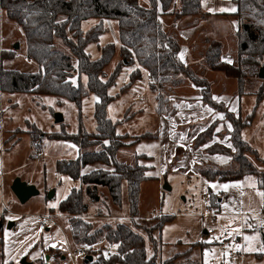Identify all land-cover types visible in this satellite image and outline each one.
<instances>
[{"label":"rangeland","instance_id":"374dc122","mask_svg":"<svg viewBox=\"0 0 264 264\" xmlns=\"http://www.w3.org/2000/svg\"><path fill=\"white\" fill-rule=\"evenodd\" d=\"M139 2L146 7L151 6L149 0ZM173 9L175 5L171 8ZM161 17H164L163 29L168 34L178 36L184 44L173 25L180 19L175 15ZM184 17L190 18L185 25L191 26L193 23H200L203 14L181 18ZM236 17L238 29L223 41L218 39L222 44V59L234 65L239 63L237 33L240 29V17ZM104 23L106 32L86 48L92 59L101 57V49L107 43L119 42L117 21L105 19ZM95 24L96 18H90L83 22V29L87 30ZM202 27V32L200 30L201 33L194 42L195 46L186 49V54L189 53L187 61H184L181 54L182 44L179 57L188 67L190 77L180 84H169L163 89L157 86V90L152 91L150 78L143 71L142 79L126 87L130 83V73L138 64L122 66L116 82L108 90L110 95L117 96L108 106V115L117 123L120 133L128 134L127 141L144 133H148L151 138H141L136 143L121 148L118 157L135 164L137 154H148L150 157L141 159L140 163H160L159 174L158 169L148 172L159 176V179L151 177L142 183L140 218L137 220L142 221L147 217L153 219V215L158 213L172 216L163 227V247L158 256L159 262L180 253L181 257L176 264H264V184L259 186L255 175L238 180L210 179L202 175L198 168L204 165L216 164L231 168L236 164L227 155L208 153V145L194 147L197 136L217 119L219 121L215 123L211 143L223 144L235 152L229 133L232 125L225 112L214 110L202 100L205 93L202 90L206 88L214 100L221 102L243 121L251 118V113L254 114L252 123L243 128L242 137L258 151L260 156L252 153L248 156L260 171H264V78L259 73L250 75L240 85L236 77L211 69L205 61V54L208 41L213 37L210 36L209 25ZM16 44H19V48H15ZM120 61L122 62V58L117 52L106 68L107 78ZM1 68L19 69L27 73L39 71L38 63L26 53L22 27L10 19L0 5ZM78 75L75 72L73 79L76 80ZM82 81L87 85L86 74H82ZM163 93L169 97L168 113L160 109ZM260 95H263V99L258 101ZM97 101L98 97L94 93L86 96L79 107L69 99L54 95L0 92V210H20L25 214L47 211L58 215L60 202L67 198L73 188H79L81 182L68 174L57 172L56 164L62 158H75L77 147L71 142L46 139L44 149L35 157L36 162L29 157L32 152L29 134L18 133V130L34 132L39 129L41 132L52 133L65 129L69 133H76L81 127L87 132H95L94 111ZM56 113L63 115V124L55 122ZM8 138L10 142L4 144ZM100 166L104 165H91L88 170ZM25 177L33 181L29 184L39 190V193L23 203L14 193L12 185L17 179L25 181L22 179ZM165 185H169L171 189L164 188ZM85 198L90 207L88 219L94 221L95 226L118 219L129 222L126 185L123 206L116 204L108 188L101 185L98 186V201L92 200L87 194ZM205 198L209 204L204 203ZM207 213H216V216L212 219ZM56 219L62 224L61 216L58 215ZM3 220L6 226L8 219ZM67 226L69 244L75 248L78 243L71 236L69 222ZM65 229L63 225H51L50 230L43 232V241L61 240ZM106 240L109 241L106 238L102 241ZM1 244L0 239V264L3 259ZM45 259L46 257L43 264H47ZM26 261L30 263L28 259ZM59 261L60 263L52 264H73L70 257ZM80 263L84 264L83 260ZM31 264L41 263L34 261Z\"/></svg>","mask_w":264,"mask_h":264},{"label":"trees","instance_id":"16d2710c","mask_svg":"<svg viewBox=\"0 0 264 264\" xmlns=\"http://www.w3.org/2000/svg\"><path fill=\"white\" fill-rule=\"evenodd\" d=\"M149 1L150 7L143 6L139 0H0L8 17L16 21L25 33L27 55L39 65L37 73L1 68L0 92L54 95L69 99L79 107L90 93L98 97L94 111L95 132H87L81 127L76 133H69L65 129L52 133L41 132L39 129L34 132L18 130V133H28L31 138V159H35L44 149L46 139L71 142L77 147L75 158H62L56 164L57 172L68 174L81 182L79 188H73L67 198L60 202L59 210L69 216L70 232L76 244L94 243L106 238L119 243L122 253L121 256L111 257L100 255L94 264H176L181 257L177 253L158 261L163 247V227L172 219L171 215H159L153 219L147 217L137 221L140 218L142 183L151 177L156 178L148 173L154 169L153 165L140 163L141 159L149 156L138 154L135 164L118 157L121 148L134 144L141 138H151L150 135L144 133L127 141L128 134L118 133L117 123L108 115L109 104L117 98L110 95L108 90L116 82L118 73L125 64H138L130 73V83L126 87L142 79L143 70L149 74L152 91H156L157 86L163 89L169 84H180L190 77L188 67L179 57L182 40L163 29L161 16L168 14L174 5L173 13L177 18L198 15L202 13L203 0ZM236 1V15L240 17V29L237 33L238 65L222 59V44L213 39L208 41L205 61L211 69L236 77L242 85L247 76L260 74L264 67V0ZM90 18L100 21L84 30L83 22ZM105 19L117 21L119 42L107 43L101 49V57L92 59L86 48L106 32ZM117 52L122 62L116 65L107 78L106 68ZM75 72L79 74L76 80L73 79ZM82 74L88 76L87 85L82 81ZM192 81L196 82L194 79ZM203 91V102L216 111L225 112L230 121V141L235 152L223 144L211 143L215 123L219 121L217 119L197 136L194 147L208 145V153L227 155L236 166L226 168L216 164L204 165L198 168L199 172L210 179L220 180H238L255 175L262 187L264 171L253 164L248 154L260 155L242 137L243 128L252 123L254 114L251 113V118L243 121L221 102L214 100L209 90L204 88ZM262 99L263 95H260L258 101ZM168 101L169 97L163 93L160 109L164 113L170 111ZM8 141L10 142L9 138L4 144ZM95 164L104 166L88 170ZM100 185L107 187L112 200L121 206L124 188L127 186L129 222L118 219L95 226L94 221L88 219L90 207L85 195L98 201Z\"/></svg>","mask_w":264,"mask_h":264},{"label":"crops","instance_id":"0c3cea01","mask_svg":"<svg viewBox=\"0 0 264 264\" xmlns=\"http://www.w3.org/2000/svg\"><path fill=\"white\" fill-rule=\"evenodd\" d=\"M237 10H238V4L236 0H203V10H202L203 17H201L202 20L200 23H196V24L193 23L191 24V26H188L185 24L189 23L190 21L189 17L179 18L180 20L177 19L179 21L173 23V25L175 26L174 28L177 29L178 35L183 39L184 42L183 49L181 52V54H183L182 57L184 61L189 60L187 58L188 57L187 55H189V53L186 54L187 51L186 49H188V47L193 48V46H195L194 42L196 38L199 36V33L202 32L201 29L203 28L202 27L203 25L205 24L209 25L210 36H212L213 39H217V40L219 39L223 41L225 38L231 36L238 29L239 26L238 24L239 22L236 17ZM173 11L174 9L171 10L168 14L165 15L163 14V16L165 17L174 16ZM163 18L164 17H161L162 21ZM99 21L100 19H96V24L99 23ZM191 21H193V19ZM180 23L181 25H179ZM143 71L144 74L147 72L146 70ZM149 78L150 77L148 74V79ZM117 131L118 133H120L118 129ZM32 160L37 162V159H32ZM121 160L126 161L124 159ZM153 166H154L153 170L156 171L158 169V174H159L160 163L157 161V163ZM0 171L2 172V170ZM153 176H155L156 179H159V176L154 174ZM22 179L28 183L33 182L30 179H27V177ZM15 212L16 211L14 210H9V211L0 210V213H4L3 216L0 217V219L6 218L8 219L7 222L12 221L14 223L12 228H7V226H4L3 229L1 230V234H0V239L2 243L1 254L3 255L1 264H19V262H21L23 258L25 259L27 258L30 261L29 264H31L34 261H38L41 264H43V259L45 258L46 254L50 255L49 260L45 259L47 264H52L53 262L60 263L59 259L64 260L67 257H70V260L74 264L71 256L74 248H72L69 244L70 241L69 227L67 226L69 222L68 221L69 216L66 213H61L59 211V213L57 214L61 216L60 222L62 224H59V220L57 219H56V223L54 224L56 226L63 225L64 229L66 228L63 231L64 232L63 238L61 240L51 239L50 241L47 240L44 242L43 232L45 230H41L39 228V217H38V214L44 211H39L35 214L33 213L25 214L20 210L16 213ZM157 215H161V213H158L156 215L154 214L153 216L155 217ZM59 229L61 230V226L59 227ZM48 230H50V227L46 229V231ZM83 263L89 264L84 261ZM94 263L95 262H92L90 264H94Z\"/></svg>","mask_w":264,"mask_h":264},{"label":"built area","instance_id":"2783aa9c","mask_svg":"<svg viewBox=\"0 0 264 264\" xmlns=\"http://www.w3.org/2000/svg\"><path fill=\"white\" fill-rule=\"evenodd\" d=\"M205 204H209L207 198L204 200ZM4 213H0V217L3 216ZM215 218L216 213H207ZM39 217V228L41 230H46L51 225L56 223L57 215L53 212H41L38 214ZM111 257V256H121L122 253L120 251L119 243L111 242V241H101L98 243L91 242H83L76 246L72 251V259L74 264H81L80 260H83L86 263H92L96 260L98 256ZM92 256V260H88L87 257Z\"/></svg>","mask_w":264,"mask_h":264},{"label":"water","instance_id":"95a60500","mask_svg":"<svg viewBox=\"0 0 264 264\" xmlns=\"http://www.w3.org/2000/svg\"><path fill=\"white\" fill-rule=\"evenodd\" d=\"M15 48H19V44H16ZM259 76L261 78H264V67L261 68ZM63 121H64L63 115L61 113H56L55 114V122L56 123H62ZM164 188L171 189V187L169 185H165ZM12 189H13L14 193L16 194V196L18 197V199L23 203L26 202L31 196L39 193V190L34 189L28 182L22 181L21 179H17L13 183ZM50 195H52V193H50ZM13 225H14V223L12 221L7 222V224H6L7 228H12ZM4 226H5L4 220L0 219V232ZM45 257H46V260L50 259L49 254H46ZM87 259L92 260L93 258H92V256H88ZM21 263L22 264H29V262H27L25 258L22 260Z\"/></svg>","mask_w":264,"mask_h":264}]
</instances>
